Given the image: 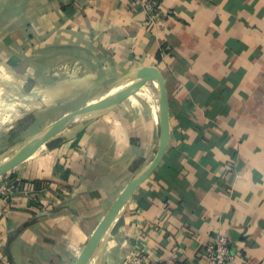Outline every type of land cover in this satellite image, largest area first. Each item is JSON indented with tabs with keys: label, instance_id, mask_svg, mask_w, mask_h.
I'll return each mask as SVG.
<instances>
[{
	"label": "crops",
	"instance_id": "obj_1",
	"mask_svg": "<svg viewBox=\"0 0 264 264\" xmlns=\"http://www.w3.org/2000/svg\"><path fill=\"white\" fill-rule=\"evenodd\" d=\"M153 4L146 23L132 0H0V152L23 140L0 163L151 67L167 98L166 151L86 264L129 253L204 264L218 233L228 264H264V0ZM159 137L147 75L113 108L52 134L3 176L16 187L0 198V264H75Z\"/></svg>",
	"mask_w": 264,
	"mask_h": 264
},
{
	"label": "water",
	"instance_id": "obj_2",
	"mask_svg": "<svg viewBox=\"0 0 264 264\" xmlns=\"http://www.w3.org/2000/svg\"><path fill=\"white\" fill-rule=\"evenodd\" d=\"M149 76L155 83L158 95V108H159V128L160 137L156 154L151 162L135 176L121 191L114 203L108 209L106 214L100 220L89 240L83 246L79 253L75 264H86L95 248L97 247L102 235L107 230L108 226L121 209L124 202L133 193V191L151 174V172L158 166L163 154L166 151L167 141L169 136V122H168V107L165 89L162 80L155 69L147 66H140L135 68L131 73L129 84L119 90V92L105 98L101 102L88 106L78 112L64 116L59 120L49 124L36 135H34L24 146H22L13 156L0 163V176L4 175L15 167L19 162L29 156L38 146L44 143L52 134L62 129L69 123L98 112L106 111L116 106L128 94L134 91L137 87L138 79L143 76ZM9 257V252H8Z\"/></svg>",
	"mask_w": 264,
	"mask_h": 264
},
{
	"label": "built area",
	"instance_id": "obj_3",
	"mask_svg": "<svg viewBox=\"0 0 264 264\" xmlns=\"http://www.w3.org/2000/svg\"><path fill=\"white\" fill-rule=\"evenodd\" d=\"M140 5L144 14L145 22L152 23L154 17L155 0H132ZM12 186L5 180L0 179V198L10 196L13 193ZM234 260V254L231 250L229 239L224 233H218L208 244L206 252L202 257L204 264H228ZM121 264H151L147 259L138 253H129Z\"/></svg>",
	"mask_w": 264,
	"mask_h": 264
},
{
	"label": "rangeland",
	"instance_id": "obj_4",
	"mask_svg": "<svg viewBox=\"0 0 264 264\" xmlns=\"http://www.w3.org/2000/svg\"><path fill=\"white\" fill-rule=\"evenodd\" d=\"M35 125H38V127L41 126V124H39V123H37V124H35ZM40 131H41V130H40ZM22 142H23V140H17V142H13V143H11L9 147H7V148L4 149V153L2 152L3 154L0 152V153H1V154H0V160H2L3 157H6V156H7L6 153L9 152V151L14 147V145H21ZM3 162H4V161H3ZM1 163H2V162H1ZM3 176H4V175H1V176H0V179H3Z\"/></svg>",
	"mask_w": 264,
	"mask_h": 264
},
{
	"label": "trees",
	"instance_id": "obj_5",
	"mask_svg": "<svg viewBox=\"0 0 264 264\" xmlns=\"http://www.w3.org/2000/svg\"><path fill=\"white\" fill-rule=\"evenodd\" d=\"M14 178V176H9V178L6 180L11 186H12V188L13 189H15V187H16V182H11V180Z\"/></svg>",
	"mask_w": 264,
	"mask_h": 264
}]
</instances>
